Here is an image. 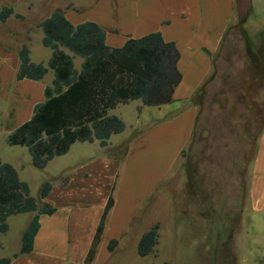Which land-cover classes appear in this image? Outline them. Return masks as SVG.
<instances>
[{
	"label": "rangeland",
	"instance_id": "374dc122",
	"mask_svg": "<svg viewBox=\"0 0 264 264\" xmlns=\"http://www.w3.org/2000/svg\"><path fill=\"white\" fill-rule=\"evenodd\" d=\"M31 1V10L22 6L21 11L32 20L52 9L63 10L68 2L80 7V16L91 15V11L87 10L89 0H56L53 4L46 0ZM242 1L244 8L248 9L249 0ZM253 8V20L260 23L263 29L255 25L246 27L247 18L242 17L228 32L203 97L195 94L190 102L197 109L195 129L180 160H174L168 149L174 142L171 127L154 132H151L152 125L136 127L138 102L110 112L121 118L126 128L123 133L112 136L107 148H110L109 153L97 145L77 143L69 154L56 158L44 170L33 166L26 148L9 146L7 131L0 126V158L11 164L20 179L29 184L31 195L39 206L42 205L40 196L43 186L46 183L55 185L62 171L68 174L81 160L89 164L107 159L106 153L112 152L118 154L117 160L123 161L127 152L132 150L137 156L151 145L148 156L153 162L152 171L146 158H131L132 162L142 164L139 189L128 188L123 180V185L117 192L115 190V213L109 219L111 226L101 237L92 264H212L209 256L202 252V248L209 244V240L203 239L202 235L206 229L208 236H220L227 240L231 232L228 229L232 227L229 222L234 214L236 223L232 237L235 231H240L244 222L239 237L250 232L252 237L264 241V214L253 216L248 213L243 218L249 178L264 129V0H254ZM42 35L40 30L32 40L34 61L45 60L51 54V49L42 45ZM82 63L83 59L76 57L75 68L81 69ZM53 79L54 73L50 71L44 82L51 85ZM9 105L0 101V119ZM165 158L168 165L173 163L174 166L168 170L164 181H158L165 169ZM128 159L125 160V167L118 168V184L124 175L128 178ZM150 172L152 177L148 176ZM248 215L252 216V227L246 223ZM28 216L10 218L9 233H0V258H13L21 250L22 231ZM153 224L160 225V254L157 247L154 255L141 258L137 253L138 242ZM114 237L119 238L121 247L110 257L103 248L106 241ZM224 248L225 256L223 254L217 264H228L230 259V264L238 263L229 246ZM257 256L264 260V250L258 251ZM256 258V255L248 256V260L244 261L241 256L240 264H259L255 262Z\"/></svg>",
	"mask_w": 264,
	"mask_h": 264
},
{
	"label": "crops",
	"instance_id": "0c3cea01",
	"mask_svg": "<svg viewBox=\"0 0 264 264\" xmlns=\"http://www.w3.org/2000/svg\"><path fill=\"white\" fill-rule=\"evenodd\" d=\"M46 1L51 4L56 2V0ZM89 2L87 10L91 11V15L86 17L79 15L81 9L78 5L68 2L63 10L52 9L46 15L32 20L28 14L21 11L22 6L31 10L33 7L31 0H0V14L4 8L14 9V14L5 23L0 20V101L10 104L3 112L0 126L7 131L9 136L16 128L30 121L34 115L35 107L46 100L45 89L52 84L46 85L44 79L41 81L17 80L21 65L19 52L24 45H27L32 63L48 65L52 57V50L45 60L34 61L32 40L34 34H39L41 30L43 41L44 33L40 28V23L54 12H63L74 25L85 22L97 23L106 30V42L113 48L124 46L130 39H140L157 32L162 33L166 42L176 43L180 52L178 69L182 74V81L174 92L173 101L159 107H146L141 101L135 102H138L136 127L152 125L151 132L167 126L171 127L174 142L168 149L174 160H180L195 129L197 109L191 106L190 102L197 91L212 76L215 65L218 64L216 57L228 32L242 17L247 18L246 27L255 25L263 29L260 23L253 20V16H255L254 0H249L248 9L244 8L242 0H89ZM16 15L22 16V19H18ZM62 50L74 57V62L76 61L77 56L65 48ZM77 70L80 71V69ZM121 106L126 105H120L113 111H117ZM88 144L101 147L98 141ZM75 145L72 146L70 152ZM109 145L101 148L106 149L105 152L109 153L110 148L107 149ZM150 148L151 145L146 149L143 148L145 150L137 156L131 150L126 153L123 161L116 159L117 153H106L107 159L89 164H86L87 161L81 160L68 174L65 173V170L62 171L60 180L55 185L51 184L52 191L49 196L46 199H41L42 205H38L41 208L46 203L50 204L56 208V212L53 215H40L41 227L35 238L33 252L29 255H20L13 259L11 264H85L89 260H93L101 237L107 234L110 229L109 219L115 213L114 200L106 228L98 238V226L115 184L116 192L123 185V180L126 181L128 188L139 189L140 166L142 164L132 162L131 158H146L148 165L151 163L152 171L153 162L148 156ZM125 158L128 159L126 163L127 172H129L128 178L124 175L118 184V168L125 167ZM172 166H174L173 163L168 165L166 161L165 169L160 174L158 181H164L167 178L168 170ZM253 166L243 218L248 213L253 216L264 214V129L258 141V152ZM148 176L152 177L151 172ZM170 180L172 181V175ZM154 200L157 204L156 198ZM26 215H29V218L22 231L21 242L36 213H26ZM245 218L247 225L252 227V216L248 215ZM243 223L240 231L238 233L235 231L234 236L229 239V249L237 259L238 263L236 264H240L241 256L246 261L248 256L253 255L257 257L255 262L262 264L264 260L257 256V252L264 250V241L252 237L250 232H246L244 237H239ZM192 235H196V233L192 232ZM202 238L209 240V244L202 248L203 254L209 256L212 264H217L221 256L223 254L225 256L224 244L227 240H223L220 236H208L206 229ZM114 240L118 241V245L113 252H109L108 245ZM120 247L119 238L114 237L106 241L103 249L111 257L118 252ZM158 252L160 254L159 245ZM16 254H20V251ZM230 260L228 264H230Z\"/></svg>",
	"mask_w": 264,
	"mask_h": 264
},
{
	"label": "trees",
	"instance_id": "16d2710c",
	"mask_svg": "<svg viewBox=\"0 0 264 264\" xmlns=\"http://www.w3.org/2000/svg\"><path fill=\"white\" fill-rule=\"evenodd\" d=\"M13 14V8H4L1 22L5 23ZM16 17L22 19L20 15ZM40 28L44 33L42 43L52 50V57L48 65L34 64L28 46L24 45L19 52L21 65L17 80L41 81L49 70L53 71L54 80L46 87V100L35 107L32 119L7 138L9 146L28 150L35 168L44 170L54 159L67 155L77 143L98 141L102 148L107 147L112 136L123 133L126 128L121 118L110 114L120 105L141 101L146 107H159L173 101L174 92L182 81L178 69L180 52L175 42L164 40L161 32L130 39L124 46L113 48L106 42V30L97 23L74 25L63 12H54L40 23ZM62 48L84 60L80 71L75 68L74 57ZM206 84L196 94L203 97ZM115 188L116 184L98 226V238L106 228L114 205ZM51 191V184L46 183L41 199H46ZM55 212L56 208L47 203L39 208L29 184L20 179L11 164L0 158V233L9 231L10 217L36 213L23 235L20 254L0 259V264H11L20 255L32 253L41 227L40 215ZM235 223L234 214L224 247L230 244ZM159 239L160 225L156 224L141 237L137 249L139 257L154 255ZM117 245V240L111 241L109 252ZM85 264H92V260Z\"/></svg>",
	"mask_w": 264,
	"mask_h": 264
}]
</instances>
